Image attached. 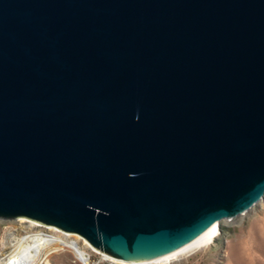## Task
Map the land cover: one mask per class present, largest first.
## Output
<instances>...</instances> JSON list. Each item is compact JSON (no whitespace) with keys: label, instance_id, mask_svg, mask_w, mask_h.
I'll return each instance as SVG.
<instances>
[{"label":"water","instance_id":"95a60500","mask_svg":"<svg viewBox=\"0 0 264 264\" xmlns=\"http://www.w3.org/2000/svg\"><path fill=\"white\" fill-rule=\"evenodd\" d=\"M264 200V0H0V220L148 264Z\"/></svg>","mask_w":264,"mask_h":264},{"label":"rangeland","instance_id":"374dc122","mask_svg":"<svg viewBox=\"0 0 264 264\" xmlns=\"http://www.w3.org/2000/svg\"><path fill=\"white\" fill-rule=\"evenodd\" d=\"M18 220H0V257L11 251L10 247L5 246L8 237L20 239L35 233L54 235L48 227L32 224L34 222L31 223L26 219L22 222ZM63 237L69 242H76L88 253L90 261L97 264H121L115 260L109 261L98 250L87 247L78 235L67 234V237ZM48 249L38 264L84 263L78 261L69 249L61 250L55 246ZM151 264H264V200L241 216L221 221L217 234L210 244L195 247L166 261Z\"/></svg>","mask_w":264,"mask_h":264},{"label":"bare ground","instance_id":"6f19581e","mask_svg":"<svg viewBox=\"0 0 264 264\" xmlns=\"http://www.w3.org/2000/svg\"><path fill=\"white\" fill-rule=\"evenodd\" d=\"M18 221L22 222L25 221V219L20 218ZM48 229L52 230L54 232V235L35 233L21 237L20 239L8 237L6 239L7 241L5 242V246L10 247L11 251L8 254L0 257V264H38L42 256L46 253V250L50 247L52 249V246H55L56 248H59L61 250L69 249L74 253L78 261L84 263L88 262L89 260L88 253L82 250L76 242L67 241V239L63 237V236L67 237V234L59 232L52 227H48ZM217 231H218V226L213 225L207 232H205L202 236L196 239L189 246L185 247L184 249L176 253L162 257L154 261L153 263L166 261L172 257L182 254L195 247L197 248L203 245L204 246L208 245L210 244L214 236L217 234ZM82 241L87 247H89L88 243L85 240ZM119 263L129 264L123 262H119Z\"/></svg>","mask_w":264,"mask_h":264},{"label":"built area","instance_id":"2783aa9c","mask_svg":"<svg viewBox=\"0 0 264 264\" xmlns=\"http://www.w3.org/2000/svg\"><path fill=\"white\" fill-rule=\"evenodd\" d=\"M103 255V254H102ZM103 257H105V259H108L109 261H113L112 259H110L109 257H107V256H105V255H103ZM151 263H153V262H151ZM151 263H148V264H151ZM84 264V263H83ZM86 264H97V263H95L94 261H90V260H88V262L86 263Z\"/></svg>","mask_w":264,"mask_h":264}]
</instances>
